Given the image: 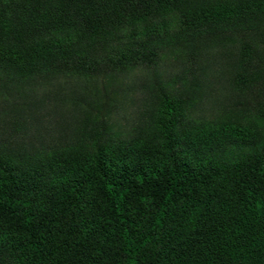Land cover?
<instances>
[{"label": "trees", "instance_id": "1", "mask_svg": "<svg viewBox=\"0 0 264 264\" xmlns=\"http://www.w3.org/2000/svg\"><path fill=\"white\" fill-rule=\"evenodd\" d=\"M139 69L126 130L104 85L55 138L9 103ZM0 264H264V0H0Z\"/></svg>", "mask_w": 264, "mask_h": 264}, {"label": "rangeland", "instance_id": "2", "mask_svg": "<svg viewBox=\"0 0 264 264\" xmlns=\"http://www.w3.org/2000/svg\"><path fill=\"white\" fill-rule=\"evenodd\" d=\"M218 53L215 51L213 54ZM178 71V68L170 60L163 62L159 67V74L163 77ZM151 76L150 71L139 69L118 76L112 81H104V83L101 81L87 83L78 79L59 77L42 81L34 87L25 89L24 93L15 94L9 103L24 106L31 113L34 111L40 122V131L43 136L47 139L55 138L68 132L70 125L75 124L73 117L84 97L95 98L97 94L101 93L98 96H103V100L107 101L106 94L101 90L104 85L107 93H111L110 96L115 100L111 113L112 124L126 130L136 122L138 110L142 108L144 98L149 94ZM218 82L219 84H213L215 86L212 91L218 92V101L220 102V93L216 88L221 85L225 86V83L220 79ZM9 103L6 102V106ZM215 108L210 102L201 104L200 110L209 115L215 112Z\"/></svg>", "mask_w": 264, "mask_h": 264}]
</instances>
